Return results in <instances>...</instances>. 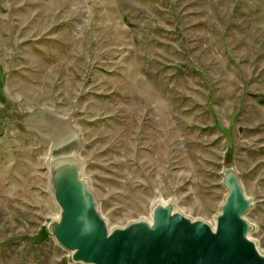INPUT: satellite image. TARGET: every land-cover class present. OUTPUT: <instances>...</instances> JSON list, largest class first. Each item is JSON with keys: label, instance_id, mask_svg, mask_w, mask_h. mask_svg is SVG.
<instances>
[{"label": "rangeland", "instance_id": "obj_1", "mask_svg": "<svg viewBox=\"0 0 264 264\" xmlns=\"http://www.w3.org/2000/svg\"><path fill=\"white\" fill-rule=\"evenodd\" d=\"M67 151L111 231L215 226L234 168L264 254V0H0V264H74L45 231Z\"/></svg>", "mask_w": 264, "mask_h": 264}, {"label": "water", "instance_id": "obj_2", "mask_svg": "<svg viewBox=\"0 0 264 264\" xmlns=\"http://www.w3.org/2000/svg\"><path fill=\"white\" fill-rule=\"evenodd\" d=\"M50 168L61 212L45 231L70 253L74 264H264L246 219L252 202L232 167L224 173L228 195L215 226L193 221L167 204L154 208L151 221L112 231L81 177L83 166L76 153L55 154Z\"/></svg>", "mask_w": 264, "mask_h": 264}]
</instances>
